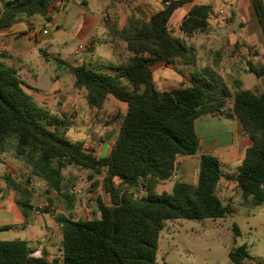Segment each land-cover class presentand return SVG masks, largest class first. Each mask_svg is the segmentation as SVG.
I'll return each instance as SVG.
<instances>
[{
	"label": "trees",
	"instance_id": "1",
	"mask_svg": "<svg viewBox=\"0 0 264 264\" xmlns=\"http://www.w3.org/2000/svg\"><path fill=\"white\" fill-rule=\"evenodd\" d=\"M55 1L6 2L0 28L18 16L38 15L49 22ZM162 1L165 7L147 21L128 19L122 37L129 56L111 68L113 74L66 64L74 87L85 90L89 108L99 110L108 97L126 106L107 156L96 158L83 143L67 140L62 121L38 106L16 72L0 64V151L11 147L29 166L30 177L47 185L44 193L56 192L70 208L73 199L63 176L68 167L86 172L90 181L101 176L97 189L109 198L106 204L96 197L98 218H56L61 225L60 257L34 256L26 241L14 239L0 241V264H156L157 241L165 221L216 219L233 212L217 195L222 178L234 182L242 204L264 202V64L246 62L247 71L261 83L258 92L240 83L229 92L209 68L194 71L188 85L155 89L151 66H186L194 60V48L173 37L168 28L173 12L192 0ZM252 5L264 48V4L252 0ZM209 15V6L195 5L178 30L187 38L208 35L212 31ZM215 115L235 116L251 141L235 173L224 174L215 156L203 154L194 185L176 181L170 192L155 193L156 184L172 176L177 156L197 152L194 122ZM3 179L26 197L17 201L22 211L31 209L29 190L7 176ZM237 233L233 227V234ZM228 258L231 264H244L248 254L242 245L232 249Z\"/></svg>",
	"mask_w": 264,
	"mask_h": 264
},
{
	"label": "crops",
	"instance_id": "2",
	"mask_svg": "<svg viewBox=\"0 0 264 264\" xmlns=\"http://www.w3.org/2000/svg\"><path fill=\"white\" fill-rule=\"evenodd\" d=\"M10 1L13 0H0V13L3 4ZM56 1L60 2V6L54 10L49 22L38 15L18 16L8 27L0 28V64L16 72L24 90L38 106L50 115L57 116L58 113L63 116L60 120L67 140L83 143L84 148L96 158L104 157L117 135L126 106L108 97L99 110L89 108L85 102V90L74 87V76L66 64L84 65L113 74L111 68L124 63L129 56L122 37L128 19L134 16L147 21L151 15L162 10L165 3L162 0H108V3L103 0ZM200 4L210 8L208 23L212 31L208 35L187 38L178 27L187 12ZM223 5L227 7L226 12L222 10ZM66 8L68 11L64 13ZM105 12L110 16L111 26L102 22ZM61 17L64 23L70 20L72 28L78 25L76 33L82 43L79 44L81 48L78 46L74 53L58 47L57 51H53L52 43L39 47L44 35L49 34V28H58ZM171 19H174V24L168 23V28L172 36L176 34L175 38L194 48V60L186 66L173 67L161 63L151 66L155 89L158 86L159 91H169L188 85L194 71L209 68L224 85L231 84L232 93L237 83L242 88L259 91V85L249 89L250 85L247 87L241 78V74L249 73L247 61L264 64V48L252 0H192L176 9ZM64 46L67 47L66 43ZM35 51L40 53L44 65L51 60L62 71L60 76L53 72L48 89H45L48 83L42 84V79L47 76L40 69L41 64L35 57ZM194 129L199 141L197 152L190 156H177L172 176L157 183L155 193L170 192L176 181L194 185L198 160L203 154L215 156L220 166L224 164L225 171H221L232 175L246 148L251 145L235 116H204L194 122ZM6 176L24 185L32 195H39L35 187L31 188L33 178L30 177L29 166L14 155L11 147L0 151V228L5 226L6 229L11 227L19 230L23 238L21 240L28 243L34 256H45L48 260L60 257L61 225L56 218L65 216L72 220L81 219V209L74 198L70 208L65 202L56 204L51 193H48L47 196L51 198H45L40 203L28 200L32 208L23 212L17 204L21 200L19 194L6 185L3 179ZM33 184L37 186L38 180ZM233 188L232 180L222 178L217 187V195L228 203ZM46 189L45 185L39 190L45 192ZM85 219L88 218L82 220Z\"/></svg>",
	"mask_w": 264,
	"mask_h": 264
},
{
	"label": "rangeland",
	"instance_id": "3",
	"mask_svg": "<svg viewBox=\"0 0 264 264\" xmlns=\"http://www.w3.org/2000/svg\"><path fill=\"white\" fill-rule=\"evenodd\" d=\"M106 1L108 0H103V2L108 3ZM262 2L264 4V0ZM222 10L226 12L227 7L223 5ZM67 11L68 8L64 10V13ZM102 22L106 26L107 24L111 26L112 21L107 12L103 14ZM58 24L57 29L53 27L49 28V34L44 35L43 40L39 43V47L43 48L45 44L52 43L54 44L53 51H57L56 49L58 48H64L69 53H74L78 49L79 44L82 43L81 38L76 33L78 25L75 24L72 28L71 21L69 20L64 23L63 17L60 18ZM173 24L174 19H171L169 25ZM64 43L67 45L66 48ZM35 57L41 64V71L47 76L45 79H42V84L47 85L48 83V86L45 87V89H48L52 83L50 77L53 72L59 73L60 76L62 71L54 61L50 60L47 65H44V61L38 51H35ZM196 74L199 75L198 72ZM241 78L247 87L250 85L249 89H252L251 87L254 85H259L261 88L260 81L253 74L245 72L244 75L241 74ZM225 86L229 92L232 91L230 83ZM156 88L159 89L158 86ZM55 117H59V119L63 118L58 113ZM223 165H221V169L225 171ZM63 176L64 185L70 191L71 197L74 198L78 208L81 209L80 218H97L96 197H100L102 201H106L109 204V198L97 189L101 176L90 181L87 178L86 172L75 167L66 168L63 171ZM32 178L31 188L35 187L39 195H32L30 191L31 197L30 199L27 198V200L40 203L45 198L48 199L50 196H47L44 191L39 190L46 184L38 179L41 185L38 184L36 186L33 182L37 179L35 177ZM50 193L56 204L64 202L56 192L50 191ZM230 195L228 204L232 207L233 212L225 217L165 221L157 241L156 264H231L228 258L229 252L242 245L248 254V258L244 261V264H264V202L259 205H245L242 204L237 192H231ZM19 199L25 200L26 197L19 194ZM82 210L84 213H82ZM0 220H2L1 217ZM233 227L237 229V235L233 234ZM14 239H23L19 230L10 227L0 231V241Z\"/></svg>",
	"mask_w": 264,
	"mask_h": 264
},
{
	"label": "built area",
	"instance_id": "4",
	"mask_svg": "<svg viewBox=\"0 0 264 264\" xmlns=\"http://www.w3.org/2000/svg\"><path fill=\"white\" fill-rule=\"evenodd\" d=\"M53 6H54L55 9H57V8L60 6V2L55 1V2L53 3ZM51 17H53V14L51 15ZM44 33H46V32L44 31ZM79 48H81V46H79Z\"/></svg>",
	"mask_w": 264,
	"mask_h": 264
}]
</instances>
